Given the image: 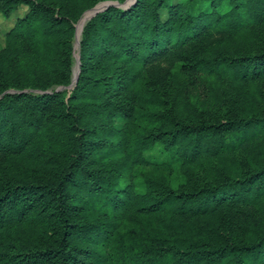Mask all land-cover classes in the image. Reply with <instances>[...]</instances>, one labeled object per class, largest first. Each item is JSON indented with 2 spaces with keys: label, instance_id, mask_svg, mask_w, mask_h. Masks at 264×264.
<instances>
[{
  "label": "rangeland",
  "instance_id": "374dc122",
  "mask_svg": "<svg viewBox=\"0 0 264 264\" xmlns=\"http://www.w3.org/2000/svg\"><path fill=\"white\" fill-rule=\"evenodd\" d=\"M44 1L50 14L58 21L46 22L30 16L31 9L24 3L15 5L8 14L0 9V76H9L18 85L3 90L0 88V98L14 93L32 97L61 92L64 101H67L80 72V48L86 24L110 7L126 10L135 2ZM182 1L169 0V4L177 5ZM241 1V25L232 27L227 21L213 24L206 37L201 36L185 44L181 49L183 56L175 54L171 65L163 60L145 62L136 58L128 61L116 59L111 65L113 73L118 67L117 63L124 61L126 70L121 75L120 83L127 85V92L136 99L128 116L114 115L109 120L100 119L101 123L109 124V128L100 138L98 151L110 152L99 155L98 161L111 169V173H120L117 189L130 187L134 192L148 191L153 194L164 185L176 189L186 181L212 186L223 177L233 178L246 168L254 171L264 165V128L240 132L216 154L204 153L194 160L179 157V151L186 143L184 140L178 143V147L168 150L171 152H166L158 141L143 140L151 129L164 127L166 120L161 117L164 113L175 115L183 121L194 120L201 111L215 112L217 115H225L231 109L243 114L264 113V67L261 73L242 80L228 68L221 66L209 71L203 63L204 59L218 51L232 55L264 56V0ZM256 6L257 13L253 11ZM204 7H208L207 2ZM229 7L226 5L220 9L221 13ZM157 11L162 21L169 19L167 8ZM84 16L87 18L77 37V25ZM67 50L71 58L70 73L65 74L67 78L63 79L59 68L62 53ZM96 75L93 73L86 77L85 83H90L89 88L95 84V89L100 90L103 85L92 80ZM104 81L107 80L101 82ZM101 99L97 98L95 92L86 91L73 99V103L81 109L86 121L90 117L94 119L88 107L90 103ZM19 106L18 119L22 118L26 125L38 118V128L30 137V144L43 152L38 156L24 151L4 152L0 155V180H47L53 166L49 161L66 150L69 138L62 136L60 143L53 142L46 128H40L41 124L50 122L46 115L41 116L37 108L25 99ZM211 142L212 137L204 138L200 142V151H205ZM111 151L120 153L113 155ZM261 185L264 187V177ZM89 205L86 219L99 229L100 238L97 236L93 244L86 243L82 250H75L77 256L74 259L85 258L86 264H129L128 261L134 260L133 256L137 253L167 245L214 249L230 241L240 240L249 244L264 234V189L259 193H253V189H250L240 196L228 192L214 208L205 212L168 206L154 212L129 207L119 213L99 209L97 199H93ZM37 239L47 246L53 242L46 228L33 223L4 227L0 229V251L14 250L13 246L7 248L10 244H22L17 249L24 251V244ZM96 240L98 244L94 243ZM142 258L131 263L142 264ZM145 264L150 262L146 260ZM218 264H264V258L261 249L252 248L221 258Z\"/></svg>",
  "mask_w": 264,
  "mask_h": 264
},
{
  "label": "trees",
  "instance_id": "16d2710c",
  "mask_svg": "<svg viewBox=\"0 0 264 264\" xmlns=\"http://www.w3.org/2000/svg\"><path fill=\"white\" fill-rule=\"evenodd\" d=\"M205 2L208 3L206 9ZM21 3L29 5L32 17L46 22L58 21L50 14L44 0H0V9L8 14ZM226 5L230 7L221 13L220 9ZM241 5V0H183L177 5H170L169 0H135L126 10L110 7L92 17L83 30L80 72L67 101H64L61 92L32 97L14 93L0 98V155L7 151H24L38 156L43 152L30 144V137L38 128V118L27 125L21 117L22 121L18 119L22 99L50 120L46 125L41 124L40 128H46L53 142L60 143L62 136L69 138L66 150L49 161L53 166L47 180H0V229L28 222L46 228L53 237L49 246L40 239L28 241L22 248L24 251L17 249L22 244L8 245L7 248L13 246L14 250L0 251V264H86L85 258L81 260L77 257L75 260L77 255L74 252L82 250L86 243L93 244L100 234L96 225L86 219L93 199L100 202L99 209L119 213L129 207L154 212L168 206L205 212L214 208L228 192L240 196L250 189L253 193L264 189L261 185L264 177L262 165L260 170L246 168L236 177H223L212 186L186 181L176 189L164 185L153 194L148 191L138 193L131 191L130 187L117 189L120 173H111V169L98 161L99 155L110 152L98 151L100 138L109 128V124L101 123L100 119L109 120L114 115L128 116L136 100L132 93L127 92V85L120 83L126 70L124 61L132 58L145 62L158 59L171 65L175 54L183 56L181 49L185 44L201 36L206 37L213 24L227 21L232 27L241 25ZM257 7L253 9L255 13L259 12ZM159 8L168 9L167 21L161 20L157 11ZM62 56L59 70L64 79L67 78L65 74L70 73L71 58L68 50L63 51ZM263 57L262 54L232 55L218 51L204 59L203 63L209 71L223 66L230 69L235 77L245 80L262 72ZM116 59L124 61H119L112 73L111 65ZM93 73L97 75L92 80L103 85L100 90L95 89V84L89 88L90 83H85V78ZM103 79L108 82H101ZM10 86L18 85L9 76L1 75V90ZM86 91L95 92L97 98L102 99L90 103L88 107L94 119L90 117L84 121L81 109L73 103V99ZM161 117L166 120L164 127L151 129L143 140L158 141L166 152H171L168 150L178 147V143L184 140L186 143L179 151V157L184 160H194L204 153L214 155L240 132L264 128V113L243 114L235 109L225 115L201 111L191 121H183L169 113ZM206 137H212V142L205 151H200V142ZM117 153L120 151H111L113 155ZM253 182L255 185H251ZM252 248L261 249L264 258V234L249 244L240 240L230 241L214 249L199 246L179 248L174 245L153 247L137 253L133 256L135 259L128 263L138 262L143 257L142 264L146 260L150 264H218L221 258ZM166 259L171 260L164 263Z\"/></svg>",
  "mask_w": 264,
  "mask_h": 264
},
{
  "label": "bare ground",
  "instance_id": "6f19581e",
  "mask_svg": "<svg viewBox=\"0 0 264 264\" xmlns=\"http://www.w3.org/2000/svg\"><path fill=\"white\" fill-rule=\"evenodd\" d=\"M85 18H87L86 16H84L83 18H82V20L79 22V24L77 25V37L79 36V33H80V31H81V28H82V26L84 25V22H85ZM75 66V65H74ZM77 66V65H76ZM73 69H75V68H73ZM75 71V70H74Z\"/></svg>",
  "mask_w": 264,
  "mask_h": 264
}]
</instances>
